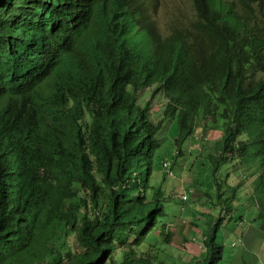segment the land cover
Returning <instances> with one entry per match:
<instances>
[{
	"label": "trees",
	"instance_id": "trees-1",
	"mask_svg": "<svg viewBox=\"0 0 264 264\" xmlns=\"http://www.w3.org/2000/svg\"><path fill=\"white\" fill-rule=\"evenodd\" d=\"M192 1L164 35L160 0H0V264L159 260L150 236L172 231L145 88L177 122L172 162L202 120L222 130L214 166L244 151L264 168V0ZM218 227L191 264H222Z\"/></svg>",
	"mask_w": 264,
	"mask_h": 264
},
{
	"label": "rangeland",
	"instance_id": "rangeland-1",
	"mask_svg": "<svg viewBox=\"0 0 264 264\" xmlns=\"http://www.w3.org/2000/svg\"><path fill=\"white\" fill-rule=\"evenodd\" d=\"M194 14L192 0H160L155 19L160 32L166 35L172 25L188 24ZM138 101L142 105L151 102V119L161 125L162 142L155 154L151 183L165 190L168 213L164 220L172 235L166 243L159 229L150 236L160 249L155 264H191L193 256L202 252L204 237L216 223L217 241L223 247L222 264H264V216L260 213L264 190L256 184L258 171L264 168L256 166L244 151L241 155L225 154L220 165L214 166L210 155L219 154L217 141L222 132L214 122L201 120L207 125L204 126L198 120L192 140L185 142L173 162L176 174L168 175L163 162L174 158L177 122L164 117L167 98L161 91L153 94V87L145 88ZM185 193L188 198L183 200ZM144 247L149 246L145 243Z\"/></svg>",
	"mask_w": 264,
	"mask_h": 264
},
{
	"label": "built area",
	"instance_id": "built-area-1",
	"mask_svg": "<svg viewBox=\"0 0 264 264\" xmlns=\"http://www.w3.org/2000/svg\"><path fill=\"white\" fill-rule=\"evenodd\" d=\"M163 166H164V168H165V170H166L168 175L174 176L176 174L175 169L173 167L172 160H165L163 162ZM182 198H183V200H186L188 198V195L185 193V194L182 195ZM233 244H235V243H233Z\"/></svg>",
	"mask_w": 264,
	"mask_h": 264
},
{
	"label": "clouds",
	"instance_id": "clouds-1",
	"mask_svg": "<svg viewBox=\"0 0 264 264\" xmlns=\"http://www.w3.org/2000/svg\"><path fill=\"white\" fill-rule=\"evenodd\" d=\"M221 132H222V130H221ZM222 136V135H221ZM211 156V155H210ZM170 160V159H169ZM172 160V159H171ZM165 161V160H164ZM223 161V160H222Z\"/></svg>",
	"mask_w": 264,
	"mask_h": 264
},
{
	"label": "crops",
	"instance_id": "crops-1",
	"mask_svg": "<svg viewBox=\"0 0 264 264\" xmlns=\"http://www.w3.org/2000/svg\"><path fill=\"white\" fill-rule=\"evenodd\" d=\"M220 132H221V129H220ZM218 138H221V137H218Z\"/></svg>",
	"mask_w": 264,
	"mask_h": 264
}]
</instances>
